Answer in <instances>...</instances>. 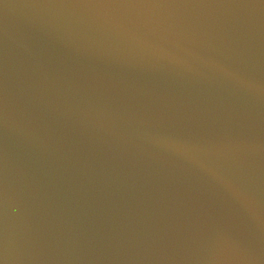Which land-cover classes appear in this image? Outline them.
<instances>
[{
  "label": "water",
  "instance_id": "95a60500",
  "mask_svg": "<svg viewBox=\"0 0 264 264\" xmlns=\"http://www.w3.org/2000/svg\"><path fill=\"white\" fill-rule=\"evenodd\" d=\"M0 264H264V0H0Z\"/></svg>",
  "mask_w": 264,
  "mask_h": 264
}]
</instances>
